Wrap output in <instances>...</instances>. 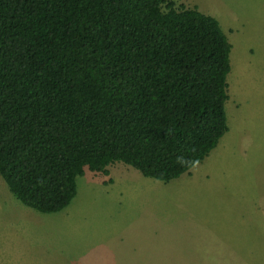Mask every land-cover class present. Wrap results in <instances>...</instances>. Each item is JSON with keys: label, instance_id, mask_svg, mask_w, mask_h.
Wrapping results in <instances>:
<instances>
[{"label": "trees", "instance_id": "16d2710c", "mask_svg": "<svg viewBox=\"0 0 264 264\" xmlns=\"http://www.w3.org/2000/svg\"><path fill=\"white\" fill-rule=\"evenodd\" d=\"M232 49L173 0H0V175L44 214L86 169L179 179L229 131Z\"/></svg>", "mask_w": 264, "mask_h": 264}, {"label": "rangeland", "instance_id": "374dc122", "mask_svg": "<svg viewBox=\"0 0 264 264\" xmlns=\"http://www.w3.org/2000/svg\"><path fill=\"white\" fill-rule=\"evenodd\" d=\"M173 1L217 19L233 46L228 133L170 183L123 163L86 169L53 214L0 175V264H264V0Z\"/></svg>", "mask_w": 264, "mask_h": 264}, {"label": "crops", "instance_id": "0c3cea01", "mask_svg": "<svg viewBox=\"0 0 264 264\" xmlns=\"http://www.w3.org/2000/svg\"><path fill=\"white\" fill-rule=\"evenodd\" d=\"M185 175V174H184ZM260 205V204H259ZM261 206L263 207V204H261ZM262 207H259V209L260 208H262ZM263 214H264V212H263ZM227 264H230V263H227ZM236 264H238V263H236ZM240 264H255V263H244V262H241ZM260 264V263H259Z\"/></svg>", "mask_w": 264, "mask_h": 264}]
</instances>
